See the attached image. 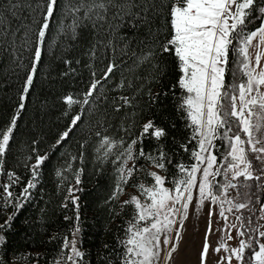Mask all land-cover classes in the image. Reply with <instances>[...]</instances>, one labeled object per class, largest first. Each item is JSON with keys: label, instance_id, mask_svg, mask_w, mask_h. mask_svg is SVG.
Segmentation results:
<instances>
[{"label": "snow or ice", "instance_id": "1", "mask_svg": "<svg viewBox=\"0 0 264 264\" xmlns=\"http://www.w3.org/2000/svg\"><path fill=\"white\" fill-rule=\"evenodd\" d=\"M54 53L73 81L57 97L59 126L19 140ZM0 63L16 92L0 123V264H93L89 171L109 178L102 205L115 227L98 264H264V0H0ZM168 98L185 131L170 141L156 122ZM37 193L42 247L21 253L10 234ZM56 216L64 229L48 228Z\"/></svg>", "mask_w": 264, "mask_h": 264}, {"label": "trees", "instance_id": "2", "mask_svg": "<svg viewBox=\"0 0 264 264\" xmlns=\"http://www.w3.org/2000/svg\"><path fill=\"white\" fill-rule=\"evenodd\" d=\"M40 74L35 78V84L30 90L26 104V110L23 111V118L19 120L17 131V139L28 142L29 137L33 135L34 130L43 129L45 133L51 137L54 135L59 126L60 121L57 119L59 115V102L57 97L65 90L70 89L73 81L70 77L61 78L59 71L63 70L64 66L60 64L57 55L44 56V62L40 66ZM12 80L9 84L6 81ZM79 81V77H76ZM16 99L15 78L9 77L6 73V66L0 63V123L4 121L9 112L10 105ZM174 120L176 128H171L166 121ZM156 122L164 124L168 128V138L170 141L173 136L180 139L185 135L182 123L175 117L173 104L170 98L164 99L162 104L156 110ZM149 141H145L147 149ZM42 147H44L42 145ZM55 157H53V162ZM52 165H46L43 173V187L48 194L45 200L55 190L56 178L51 171ZM22 171V170H21ZM109 178L107 175L96 176L90 171L84 176L83 193H81V220L83 224V248L84 250H92L91 259L93 264H98L97 250L101 248L103 243L111 244L115 227L109 223V218L105 207L102 205V200L107 191ZM44 200L37 198L25 208L17 216L11 232L10 245L17 251L34 252L40 245V241L44 239L42 235H34V233L43 232L36 220L39 217V209L44 206ZM53 204L49 205L47 211L51 217ZM127 213H125L126 215ZM56 224H49L48 228L64 229L66 227L61 216L53 217ZM27 221V222H26ZM49 254L55 248V244L47 245ZM19 264H28V258L21 259Z\"/></svg>", "mask_w": 264, "mask_h": 264}, {"label": "rangeland", "instance_id": "3", "mask_svg": "<svg viewBox=\"0 0 264 264\" xmlns=\"http://www.w3.org/2000/svg\"><path fill=\"white\" fill-rule=\"evenodd\" d=\"M193 225H194V227H193V231H196V227L197 226H195V221L193 220ZM196 239L198 240L199 239V237H196ZM190 259L194 262L195 261V255L193 254L191 257H190Z\"/></svg>", "mask_w": 264, "mask_h": 264}]
</instances>
